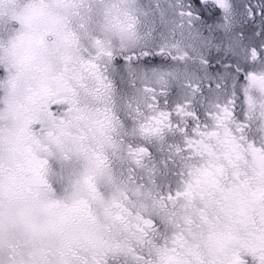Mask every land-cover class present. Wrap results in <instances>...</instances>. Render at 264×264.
I'll list each match as a JSON object with an SVG mask.
<instances>
[{
    "label": "snow or ice",
    "instance_id": "snow-or-ice-1",
    "mask_svg": "<svg viewBox=\"0 0 264 264\" xmlns=\"http://www.w3.org/2000/svg\"><path fill=\"white\" fill-rule=\"evenodd\" d=\"M0 264H264V0H0Z\"/></svg>",
    "mask_w": 264,
    "mask_h": 264
}]
</instances>
